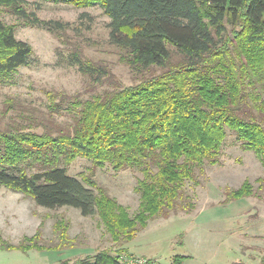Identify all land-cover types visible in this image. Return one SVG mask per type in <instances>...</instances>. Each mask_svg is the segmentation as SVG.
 <instances>
[{
    "label": "trees",
    "instance_id": "obj_1",
    "mask_svg": "<svg viewBox=\"0 0 264 264\" xmlns=\"http://www.w3.org/2000/svg\"><path fill=\"white\" fill-rule=\"evenodd\" d=\"M53 1L101 6L111 19L109 42L127 52L130 67L141 76L124 85L100 62L70 53V65L95 84L111 87L86 99L72 97L65 108L74 120L59 130L55 114L70 97L50 93V113L42 117H27L30 109L8 98L0 109V187L43 207L72 206L83 216L98 215L112 240L125 244L150 220L194 208L187 183L205 164L220 161L229 130L264 166V0ZM27 3L0 0V8L53 33L66 26L39 18ZM33 54L0 13V85L13 83ZM78 157L115 171L139 170L138 211L131 215L92 177L70 175L68 166ZM253 188L246 178L228 198L252 196ZM69 226L58 218V242L49 246L40 243L39 232L18 244L0 235V250L72 248ZM119 252L130 253L125 247ZM121 253L102 249L60 263L124 264ZM185 257L177 255L174 262Z\"/></svg>",
    "mask_w": 264,
    "mask_h": 264
},
{
    "label": "rangeland",
    "instance_id": "obj_2",
    "mask_svg": "<svg viewBox=\"0 0 264 264\" xmlns=\"http://www.w3.org/2000/svg\"><path fill=\"white\" fill-rule=\"evenodd\" d=\"M27 1L29 12L44 20L61 21L66 26L53 33L25 24L5 7L0 8L3 20L14 24L16 36L31 44L34 50L30 63L20 67L14 75V82L0 85V109L5 107L8 98H13L30 109L27 117L47 116L51 103L49 94L62 93L70 99L66 98L60 114H55V129L69 128L74 119L65 107L72 97L80 95L81 99H86L111 87L108 83L95 84L77 66L70 65L67 62L70 53L81 52L88 59L100 62L124 85L139 81L141 74L130 67L127 52L109 42L111 19L101 6ZM36 131L41 132L43 128L38 127ZM234 133L228 131L220 161L205 164L196 178L188 181L186 189L194 208L190 212L150 220L147 227L125 244L112 240L98 215L83 216L72 206L43 207L31 197L6 186L0 187V235L18 244L39 232L40 243L53 245L58 242L54 222L62 217L69 222L74 247H81L87 254L102 249L121 253L120 248L125 247L130 253L157 258L162 264H176L177 255L187 256L179 264H259L264 255V235L253 237L245 232L254 225L264 227V166L254 151L242 148ZM68 173L92 177L97 185L125 205L131 215L138 211L140 193L135 187L142 176L139 170L115 171L109 164L95 166L92 160L78 157L69 164ZM246 178L253 184V195L228 198L230 190L239 188ZM240 211L245 213L233 214ZM238 234L240 238L236 237ZM66 249H51V252L62 257ZM43 255V251L37 249L0 250V264H44Z\"/></svg>",
    "mask_w": 264,
    "mask_h": 264
},
{
    "label": "crops",
    "instance_id": "obj_3",
    "mask_svg": "<svg viewBox=\"0 0 264 264\" xmlns=\"http://www.w3.org/2000/svg\"><path fill=\"white\" fill-rule=\"evenodd\" d=\"M240 213L243 215L245 212H241V211L240 212H233V214H236V215H238ZM235 232L236 231H233V233L236 235ZM245 233L248 236H253V237L263 236L264 235V227H258L256 225H254L253 227H251L250 231H246ZM236 237L240 238V235L238 234ZM233 239H235L234 236H233ZM236 240H239V239L236 238ZM42 251H43V254H44L43 256L46 258L44 260V264H59V261L61 262L62 259L75 260L77 257H82V255H88L87 252H85V250L82 249L81 247H79V248H76V247L67 248L65 250V253H66L65 256H62V257L58 256L55 253H52L51 249H45V250H42ZM50 253H52V254H50ZM94 253H92V254H94ZM259 264H261V263H259Z\"/></svg>",
    "mask_w": 264,
    "mask_h": 264
},
{
    "label": "built area",
    "instance_id": "obj_4",
    "mask_svg": "<svg viewBox=\"0 0 264 264\" xmlns=\"http://www.w3.org/2000/svg\"><path fill=\"white\" fill-rule=\"evenodd\" d=\"M120 258L124 264H162L157 258L134 253H125Z\"/></svg>",
    "mask_w": 264,
    "mask_h": 264
}]
</instances>
